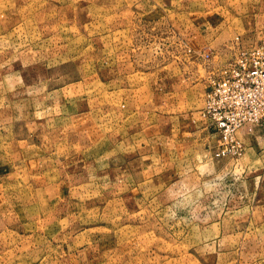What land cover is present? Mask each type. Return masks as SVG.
Wrapping results in <instances>:
<instances>
[{
    "label": "rangeland",
    "instance_id": "1",
    "mask_svg": "<svg viewBox=\"0 0 264 264\" xmlns=\"http://www.w3.org/2000/svg\"><path fill=\"white\" fill-rule=\"evenodd\" d=\"M262 3L0 0V264H71L68 244L90 264H264L242 156L216 157L206 120L188 173L165 141L217 69L190 37L255 42Z\"/></svg>",
    "mask_w": 264,
    "mask_h": 264
},
{
    "label": "built area",
    "instance_id": "2",
    "mask_svg": "<svg viewBox=\"0 0 264 264\" xmlns=\"http://www.w3.org/2000/svg\"><path fill=\"white\" fill-rule=\"evenodd\" d=\"M211 61L218 57L217 69L210 75L201 115L216 129L218 158L242 156L245 144L239 130L249 125L264 127V38L245 42L236 36L219 55L213 48L199 51Z\"/></svg>",
    "mask_w": 264,
    "mask_h": 264
},
{
    "label": "crops",
    "instance_id": "3",
    "mask_svg": "<svg viewBox=\"0 0 264 264\" xmlns=\"http://www.w3.org/2000/svg\"><path fill=\"white\" fill-rule=\"evenodd\" d=\"M260 6L262 7L261 9L263 10V7H264L263 3ZM210 20L213 21L214 25H215V26L212 25V28H214V27L216 29L220 28V27L224 28L223 31H221L222 36L230 37L231 31L235 29V27H233L231 25H225L224 23H222L223 21L220 17L215 16L214 18H212ZM204 25H206V24H204ZM206 27H207V29L202 28L200 31L197 28V31L195 33L196 35H192L190 37V40H191L190 44L192 45V47L195 50L201 51L204 48L205 43L209 39H211L210 37H212V34H214L213 31H211L212 29H209L210 28L209 26H206ZM244 28L249 33L254 30V26L251 23H248L247 25L244 24ZM255 35L257 36V40L264 38V30H262L261 32L256 31V33L253 34V36H255ZM247 36H249L248 39H250V37H253L252 35H247ZM232 39H234V38H230L229 40H227L228 42L226 41V42H224V44L226 45ZM257 40H255V41H257ZM216 41H218V40H216ZM249 42H251V41H249ZM211 48H213V50L216 53H218L219 55L224 53V47L223 46L221 48L211 46ZM204 104H205V96H204ZM191 114H192V116H191ZM184 115L186 116L187 119L181 120L180 124H178L177 127L175 129H172V131L169 133L171 136L165 138V141L167 142V145L171 147V149L175 145L178 144L175 142H177V141L181 142L180 143L181 149L171 150L172 154L170 156H171V158H175L176 153H179L178 157L181 160V162L179 164L182 166L183 163L186 161L185 162V164L187 166L186 172L188 173L189 170L191 169L190 159H198V156H197V158H190L189 154L193 153L194 150L192 149V147L190 148L188 143H186V145H183V143L186 140L190 141L191 135H195V134H197L198 139L201 140L200 138L202 136V131L206 130L204 127V124L206 123L207 120L202 117L201 110H200V112H196V113L187 112ZM173 117L174 116L170 115V118L173 119ZM249 127H250L249 125H244L239 130V137L241 138V140L245 144V151L241 157L242 160L244 161V164L243 165L240 164V166L237 169V166L230 163V165H229L230 169L229 170L233 169L234 171L238 170V171H241V173H243V172L245 173L244 178L243 179L240 178L241 179L240 182L236 183V187H237V189H240L246 196L250 195V198H252V199H250L247 203L250 205L254 204V206H255V207L252 206V207H254L255 210L253 211V214H252L253 220H252V218H250V220L261 221L262 222L261 226L264 229V127L255 126V127H253L252 131L249 130ZM216 136H217V139H216V143L214 146L215 152L219 147V136L217 134H216ZM214 151H213V153H214ZM203 154L208 155V152L203 150ZM198 155H199V153H198ZM171 158H170V160H171ZM223 158H226V157H223ZM223 158H220V159H223ZM45 161L46 160L44 159V162ZM150 163H151V165H155L156 162H150ZM151 165H149V169H150ZM36 167H38V165H36ZM213 168L216 169L217 171H219V169H218L219 164L214 163ZM85 249H86L85 245H81V246H76V245L74 246L73 245V247H71L68 244V250L67 251L69 252V261H72L71 264H90L91 263V262H87L86 256H82V254L85 255V251H87ZM72 252H74V253L71 254ZM102 252L107 253V251H102ZM78 253H80L79 256H77Z\"/></svg>",
    "mask_w": 264,
    "mask_h": 264
}]
</instances>
